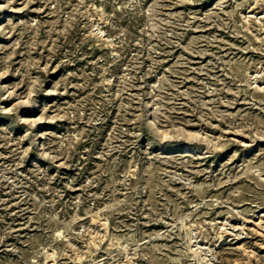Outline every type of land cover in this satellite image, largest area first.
Masks as SVG:
<instances>
[{
  "label": "rangeland",
  "instance_id": "374dc122",
  "mask_svg": "<svg viewBox=\"0 0 264 264\" xmlns=\"http://www.w3.org/2000/svg\"><path fill=\"white\" fill-rule=\"evenodd\" d=\"M264 264V0H0V264Z\"/></svg>",
  "mask_w": 264,
  "mask_h": 264
},
{
  "label": "bare ground",
  "instance_id": "6f19581e",
  "mask_svg": "<svg viewBox=\"0 0 264 264\" xmlns=\"http://www.w3.org/2000/svg\"><path fill=\"white\" fill-rule=\"evenodd\" d=\"M48 264V263H47Z\"/></svg>",
  "mask_w": 264,
  "mask_h": 264
}]
</instances>
